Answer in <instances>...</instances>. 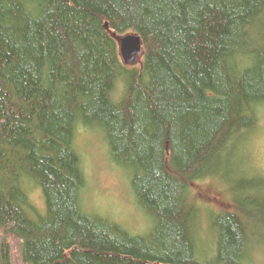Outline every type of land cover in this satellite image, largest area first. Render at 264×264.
<instances>
[{
    "label": "trees",
    "instance_id": "16d2710c",
    "mask_svg": "<svg viewBox=\"0 0 264 264\" xmlns=\"http://www.w3.org/2000/svg\"><path fill=\"white\" fill-rule=\"evenodd\" d=\"M263 112L264 0H0V264H264L241 147ZM79 129L126 174L139 235L87 207ZM209 180L231 209L195 204Z\"/></svg>",
    "mask_w": 264,
    "mask_h": 264
},
{
    "label": "rangeland",
    "instance_id": "374dc122",
    "mask_svg": "<svg viewBox=\"0 0 264 264\" xmlns=\"http://www.w3.org/2000/svg\"><path fill=\"white\" fill-rule=\"evenodd\" d=\"M129 35L134 34L114 36L118 47L120 41ZM140 58L141 53L130 67H137ZM260 120L261 129L252 140L251 138L255 134L243 139L241 147L247 145L246 154H248V162L252 166L249 168L264 176V112ZM76 140L82 154L84 172L88 182V191L85 199L87 207L111 218L131 234L139 235L145 230L144 226L146 227L148 223L135 209L126 174L122 169L113 166L108 161L103 139L94 131L79 129ZM249 168L247 167L245 171L249 172ZM221 182L209 180L196 184L193 189V201L195 204L201 207L208 206L215 211L231 209V206L229 208L228 205L231 203L229 194L232 186L230 183L228 184V193L222 184L223 182ZM33 194L36 202L40 204L42 202L40 192L38 193L35 190Z\"/></svg>",
    "mask_w": 264,
    "mask_h": 264
},
{
    "label": "water",
    "instance_id": "95a60500",
    "mask_svg": "<svg viewBox=\"0 0 264 264\" xmlns=\"http://www.w3.org/2000/svg\"><path fill=\"white\" fill-rule=\"evenodd\" d=\"M105 28L107 25L105 24ZM142 45L139 36L129 35L120 41L118 47L119 56L124 66H132L138 55L141 53Z\"/></svg>",
    "mask_w": 264,
    "mask_h": 264
}]
</instances>
